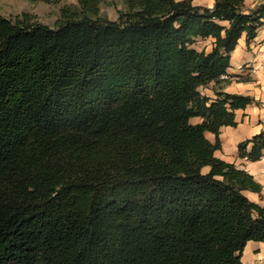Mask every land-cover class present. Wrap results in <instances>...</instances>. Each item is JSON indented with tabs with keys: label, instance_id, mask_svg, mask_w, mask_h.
<instances>
[{
	"label": "trees",
	"instance_id": "1",
	"mask_svg": "<svg viewBox=\"0 0 264 264\" xmlns=\"http://www.w3.org/2000/svg\"><path fill=\"white\" fill-rule=\"evenodd\" d=\"M194 1L126 0L111 21L76 0L53 27L0 16V264H241L264 244V205L243 194L260 185L214 156L253 102L222 77L264 1ZM237 152L260 160L264 132Z\"/></svg>",
	"mask_w": 264,
	"mask_h": 264
},
{
	"label": "crops",
	"instance_id": "2",
	"mask_svg": "<svg viewBox=\"0 0 264 264\" xmlns=\"http://www.w3.org/2000/svg\"><path fill=\"white\" fill-rule=\"evenodd\" d=\"M211 0H195L194 2ZM209 1V2H208ZM245 2V1H244ZM227 82L222 92L248 96L253 102L243 110L235 111V127H222L218 136L220 149L214 156L226 163L234 164L238 169L249 174L260 185V194L244 191L243 194L252 202L264 205V152L260 160L250 162L238 157L239 143L251 139L254 135L264 132V26L260 28L253 41L247 46L244 38L240 39L230 56V66L226 76ZM209 98H214L211 90L206 91ZM200 119L191 120L192 124ZM205 137L214 143L215 137L205 133ZM241 264H264V244L247 242L240 256Z\"/></svg>",
	"mask_w": 264,
	"mask_h": 264
},
{
	"label": "rangeland",
	"instance_id": "3",
	"mask_svg": "<svg viewBox=\"0 0 264 264\" xmlns=\"http://www.w3.org/2000/svg\"><path fill=\"white\" fill-rule=\"evenodd\" d=\"M245 4L253 7L264 0H244ZM209 2V1H208ZM195 5H210V2L197 1ZM76 6V0H0V16L6 19L14 20L23 13L34 17V21L53 27L61 18V12L64 9H70ZM126 10V0H104L100 5L101 14L109 20L117 19L118 12ZM192 48L197 51L208 52L211 48V40H196ZM210 87H213L211 85ZM200 88L201 95L211 88ZM214 96V95H213Z\"/></svg>",
	"mask_w": 264,
	"mask_h": 264
}]
</instances>
